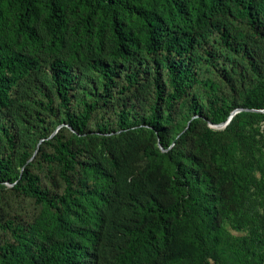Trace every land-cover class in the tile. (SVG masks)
Masks as SVG:
<instances>
[{"label": "trees", "instance_id": "1", "mask_svg": "<svg viewBox=\"0 0 264 264\" xmlns=\"http://www.w3.org/2000/svg\"><path fill=\"white\" fill-rule=\"evenodd\" d=\"M233 19L245 21L249 30ZM82 27L84 38L77 41ZM93 31L100 42L107 34L111 54L126 62L143 42L152 66L143 71L128 63L101 64L102 89L90 92L75 61L85 42L91 46ZM213 33L228 53L221 72L228 90L236 92L251 76L261 78L243 104L230 102L224 92L208 98L205 110L196 101L191 104L197 115L191 129L202 123L197 146L184 132L170 147L164 129L173 130V116L183 100L196 98L192 93L198 83L196 66L203 59L200 51L216 60L223 56L220 47H205ZM66 46L72 50L69 57L59 54ZM263 59L264 0H0V185L12 183L9 190L48 209L44 217L28 223L0 207V264H95L93 254L103 235L117 264H135L137 250L149 247L171 218L180 216L193 234L187 248L201 244L204 251L211 250L204 233L217 238V205L184 160L195 149L206 155L210 166L221 169L214 159L217 131L210 124L227 121L236 106L264 110ZM144 72L150 73L147 82L139 77ZM121 77L126 78L122 90L147 86L149 96L118 106L114 120L97 119ZM31 84L40 95L35 102L42 128V142L34 150L22 145L19 117L11 113L15 103L30 96ZM80 88L86 96L76 106ZM42 114L60 116L61 126L45 127L50 121ZM141 122L163 131L158 143L167 150L162 153L165 161L146 172L150 188L129 189L128 174L138 161L154 157V149L146 143L126 148L102 145L105 151L98 153L80 137L92 123L105 138L115 125L128 129ZM34 163L42 170H35ZM202 174L209 178L206 171ZM0 199H5L1 192ZM188 206L198 209L201 227ZM74 210L77 220L66 218ZM178 249L171 256L179 258Z\"/></svg>", "mask_w": 264, "mask_h": 264}, {"label": "rangeland", "instance_id": "2", "mask_svg": "<svg viewBox=\"0 0 264 264\" xmlns=\"http://www.w3.org/2000/svg\"><path fill=\"white\" fill-rule=\"evenodd\" d=\"M81 21L83 22V19ZM233 23L246 31L249 30L245 21L233 19ZM82 31L83 27L79 32L81 34L77 36V41L84 38L85 34ZM96 35V31H93V38H90L91 46L85 42L80 47V53L75 61L82 76L87 78L86 89L90 92H98L102 89V77L98 69L101 64H118L123 67L124 64L128 63L132 69L143 71L152 66L151 55L148 54L143 42L138 45L130 61L126 62L115 59L111 54L112 43L107 34L102 38L103 42H100ZM212 46L217 48L221 46L217 33L211 34L210 42L205 47L211 50ZM220 48L219 53L223 56L217 60L212 59L204 50L200 51L203 59L196 66L199 71L198 83L192 93L196 95V98L189 96L183 100L173 116V130L164 129V132H169L170 147L184 132L188 133V138L191 139L193 147L196 148L197 146L202 131V123H196L191 129V123L197 117L190 107L191 104L196 101L205 110L208 98L222 92L227 94L230 102L235 100L237 103L243 104L257 83L256 80L261 78L255 75L251 76L249 80L238 87L236 92L228 90L221 74L222 64L227 63L225 60L228 53L224 47ZM71 53V47L66 46L59 54L69 57ZM144 73H140L139 77H145L144 82H147L150 73ZM261 76L264 77V59L261 64ZM125 80L126 78H120L118 89L115 90L113 97L106 98L109 101L106 102L104 110L98 111L97 119L104 116L110 121L114 120L113 111L118 106L123 107L122 104H129L137 97L149 96L150 90L147 86L132 89V91L122 90ZM31 89L32 91H29L30 96L15 103L11 108V113L19 117L18 125L25 137V142L22 145L34 150L42 142L38 134L42 128L41 123L36 118L41 109L35 102L40 98V95L34 84H31ZM85 96L83 88L77 89L76 106L81 104V99ZM103 111H106L105 114ZM232 112L235 114L226 126L215 127L210 124L217 131L213 147L214 159L216 165H219L221 169L210 166L207 163L206 155L195 149H192L189 156L184 160L189 173L198 177V181H200L198 184L215 200L217 205L221 225L217 238L204 233L207 243H212L211 250L204 251L201 244L197 248H187L189 244H192L193 234L189 233L185 227L184 216H180L179 218H171L166 229L150 241L149 247L137 250L132 257L135 264H264V110L236 106ZM22 114H25V118ZM40 116L50 121L48 124H43L45 127L53 129L61 126L60 116L52 118L44 114ZM93 123L91 128L80 137V140L91 144L98 153L105 151L102 145H119L126 148L136 143H146L154 149V157L138 161L136 168L128 174L127 179L129 189L138 187L149 189L151 185L146 176L147 170L157 163L165 161L162 153L167 149L158 143L159 136L163 134V131L161 134L149 124L141 122L128 129H120L115 125L116 130L105 132V138H101L104 132H100ZM16 162L20 170L17 159ZM33 168L42 170L35 163ZM204 171L208 173V179H203L202 172ZM225 172L226 175L228 173V177L224 174ZM11 186L12 183L10 182H4L0 185V192L5 197L4 200L0 199V207L11 211L14 216L28 223L46 215L47 207L37 204L30 197L9 190ZM180 187L184 190L183 184ZM123 206L122 209H125L126 205ZM188 209L194 216L193 221L201 227L200 217L196 215L198 209L192 206H188ZM77 217L76 210L66 215V218L69 219L77 220ZM176 248H179L178 251H182L179 258L178 256L176 258L171 256L172 250ZM94 253L96 254H93L92 259L95 264H117L114 250L105 235L99 242L98 250H95Z\"/></svg>", "mask_w": 264, "mask_h": 264}, {"label": "water", "instance_id": "3", "mask_svg": "<svg viewBox=\"0 0 264 264\" xmlns=\"http://www.w3.org/2000/svg\"><path fill=\"white\" fill-rule=\"evenodd\" d=\"M234 114H235V112H232V113L230 114L228 120L225 121V122H223V123H220V124H212V123H211V125H214L215 127H217V126H226V125L231 121V119H232V117H233Z\"/></svg>", "mask_w": 264, "mask_h": 264}]
</instances>
